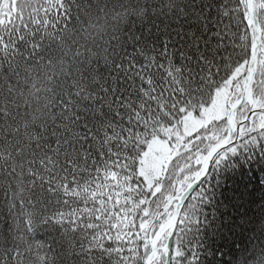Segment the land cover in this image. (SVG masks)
<instances>
[{"label": "snow or ice", "instance_id": "obj_1", "mask_svg": "<svg viewBox=\"0 0 264 264\" xmlns=\"http://www.w3.org/2000/svg\"><path fill=\"white\" fill-rule=\"evenodd\" d=\"M256 149L264 0H0V264H200V184Z\"/></svg>", "mask_w": 264, "mask_h": 264}, {"label": "trees", "instance_id": "obj_2", "mask_svg": "<svg viewBox=\"0 0 264 264\" xmlns=\"http://www.w3.org/2000/svg\"><path fill=\"white\" fill-rule=\"evenodd\" d=\"M211 196L199 231L200 264H234L245 254L264 249V153L232 157L200 184ZM199 189L197 188V191ZM55 233L34 230L33 238L50 242Z\"/></svg>", "mask_w": 264, "mask_h": 264}]
</instances>
